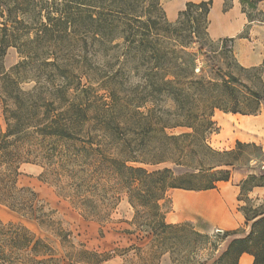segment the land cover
Here are the masks:
<instances>
[{
	"label": "rangeland",
	"instance_id": "obj_1",
	"mask_svg": "<svg viewBox=\"0 0 264 264\" xmlns=\"http://www.w3.org/2000/svg\"><path fill=\"white\" fill-rule=\"evenodd\" d=\"M150 1L141 0L135 7L138 14H151L152 20L145 23L146 17H141V20L130 17V20L121 23L119 30L124 32L119 36L126 35V39L119 37L99 47L96 43L97 47L87 53L63 50L56 56L52 55L60 60V66L43 64V60L51 55H34L28 58L30 62L27 65L13 71L23 56L17 48H9L2 60L3 70L7 73L13 71V79L25 90L32 89L38 80L52 92L51 98L56 101L52 106L38 109L37 114H34L36 111L33 108L18 110L23 119L59 114L57 104L59 96L63 94L61 87L70 88V92L77 91L78 94L83 88H88L82 95L84 102H89L92 110L102 114L108 112L110 118L120 120L118 132L120 139H123L121 144L131 149L133 154L142 156L139 158L162 160L163 128L159 122L163 123V106L174 107L171 100L163 98V75L170 72L167 70L175 62L181 61L180 56L186 59L181 53V43H191L187 50L196 53V72L202 68L205 73H209L213 62L226 68L227 60L232 58L227 48L234 51L242 66L264 67V10L261 6L264 0H240L250 21L242 36H248L251 27L256 26V37L251 43L243 45H237L236 38L211 39L208 31L209 15L207 18L203 16V9L194 8L185 18L179 19L178 16L175 21H170L165 10L166 0H160L159 10L152 8ZM228 6L227 3L225 7ZM36 26L39 25L32 24L33 28ZM200 45L203 53H197ZM188 62L192 65L190 59ZM233 71L251 84L243 73L236 68ZM255 76H262L264 80V68L261 75L250 74L252 78ZM12 100L0 88V123L4 130L7 127L5 115L9 116V110L13 108ZM36 101L39 105L42 102L38 99L34 103ZM60 102L64 104L63 107L67 104V101ZM28 103H31L29 98ZM127 118L128 121L125 120ZM213 120L216 131L208 136L212 147L221 151L232 150L237 147V141L255 146H247L240 152L241 160L232 168L231 178L218 184L216 190L172 189L161 204L163 211H167L168 223L191 224L195 230L208 235L209 241L218 243V252H221L235 236L221 238L216 230H237L239 233L236 236L241 237L251 230V222L247 223L244 216V206L264 207V187L253 188L249 193L241 189L243 181L250 174H257L264 166V106L255 114L245 115L217 110ZM38 130L39 127L32 126L22 134L21 158L25 163L20 167L22 175L19 184L31 187L39 199L57 210L58 217L64 220L65 228L73 232L74 243L83 244L92 251L110 252L112 257L101 264H172L174 258H183L186 253L174 251L163 254V235L158 240L142 226V219L130 203L126 189L117 187L114 180L98 167L96 162L122 158L120 140L104 136L99 125L92 120L74 131L80 138L76 141L50 138ZM169 132L191 130L177 128ZM96 133L102 135L99 139L103 140L97 155L89 152L83 141L85 135ZM14 139L13 136L8 137L9 141ZM165 165L161 162L144 166L156 170ZM79 182L83 188H79ZM249 186L246 185V188ZM82 193L90 195L93 203H79ZM219 206L225 209V213L215 215L214 209ZM0 219L6 223H22L39 234L43 233L36 222L22 218L3 205H0ZM230 225L235 228L226 230L225 227ZM169 244L170 247L174 246L172 250L183 248L179 244L175 245L174 240ZM209 247V243L202 246L199 258L208 257Z\"/></svg>",
	"mask_w": 264,
	"mask_h": 264
},
{
	"label": "trees",
	"instance_id": "obj_2",
	"mask_svg": "<svg viewBox=\"0 0 264 264\" xmlns=\"http://www.w3.org/2000/svg\"><path fill=\"white\" fill-rule=\"evenodd\" d=\"M140 1L0 0V88L14 100L10 115H5V130L0 123V205L36 222L43 232L39 234L22 223H6L0 219V264H101L112 257L110 252L92 251L83 244L74 243L73 232L65 228L57 210L39 199L31 187L19 184L22 175L20 167L25 163L21 158V138L25 129L37 126L44 136L76 141L80 138L74 131L92 120L99 125L104 136L120 140L121 144L123 139L118 132L120 120L110 118L108 112L102 114L92 110L91 104H86L82 97L88 88H83L78 94L77 91L70 92V88L65 86L61 87L63 94L59 99L67 101V104L63 107L64 104L58 100L59 114L24 120L18 110L33 108L36 111L34 114H37L38 109L52 106L56 101L51 98L52 92L38 80L32 89L25 90L12 74L22 65H27L30 62L28 58L34 55H51L43 60V64L60 66V60L52 55L56 56L63 50L87 53L97 47L96 43L99 47L119 37L126 39V35L119 36L124 32L119 30L121 23L130 20V17L137 20L146 17L145 23L152 20L151 14L136 12L135 5ZM149 3L159 10L160 0ZM212 6L213 0L188 2L179 19L190 15L194 8L203 9L202 15L207 18ZM32 24L39 26L33 28ZM190 44H180L186 59L180 56L181 61L175 62L168 68L170 72L163 75V98H168L174 105L173 108L163 106V123L159 122L163 128V159L139 158L142 156L133 154L131 149L121 144L122 158H108L106 162L96 163L117 187L126 189L130 203L142 219V226L158 240L163 235V254L174 251L186 253L183 258H174L172 264H239L244 253L254 257L252 264H264V207L244 206V216L247 223L251 222V230L241 237L236 236L239 233L237 230L224 231L219 237H235L221 252H218V243L209 241L208 235L195 230L191 224H170L166 220L167 211H163L161 201L167 198L170 190L205 191L216 188L218 182L231 178L232 168L241 160L240 152L247 146H255L237 141V147L232 150L221 151L212 147L208 136L216 131L215 111L255 114L264 106V80L262 76L250 77V74L261 75L263 66L246 68L239 64L234 51L227 48L232 58L227 60L226 68L213 62L209 73L202 68L196 72V53L187 50ZM11 47L19 50L23 60L13 67L11 73H7L3 70L2 60ZM203 51L200 45L197 53ZM234 68L243 73L251 84L235 74ZM28 98L31 103H28ZM30 98L41 99L42 102L39 105ZM125 120L128 121V118ZM177 128H187L191 132H169ZM12 136L14 141H9L8 137ZM99 137L102 135L96 133L83 138L86 149L96 155L101 151L103 142ZM161 162L170 165L156 170L144 166ZM79 185V188L84 187L81 182ZM246 185L250 186L246 188ZM255 187H264V166L257 174H250L241 185L242 191L246 189L247 193ZM89 197L82 193L78 201L93 203ZM173 240L175 245L183 248L172 250L174 246L170 247L169 243ZM207 243L210 244L208 257L199 258L202 246Z\"/></svg>",
	"mask_w": 264,
	"mask_h": 264
},
{
	"label": "crops",
	"instance_id": "obj_3",
	"mask_svg": "<svg viewBox=\"0 0 264 264\" xmlns=\"http://www.w3.org/2000/svg\"><path fill=\"white\" fill-rule=\"evenodd\" d=\"M202 0H166L165 10L167 12V17L170 21H175L179 13L183 11L188 2H199ZM228 7H225L226 4ZM264 10V1L261 3ZM209 36L213 40H224V39H235V43L238 45H243L244 43H251L250 41L256 37V26L251 27V33L248 36H242L245 29L249 26L250 21L247 13L243 10V5L240 0H213V6L209 14ZM264 23V22H263ZM220 181L218 184H220ZM217 184V185H218ZM262 188L255 187L254 189ZM216 190L210 189L206 191ZM192 191V190H191ZM215 213H225V209L221 206L214 209ZM235 226L230 225L225 227L226 230L234 229ZM254 257L251 254L244 253L239 264H252Z\"/></svg>",
	"mask_w": 264,
	"mask_h": 264
},
{
	"label": "water",
	"instance_id": "obj_4",
	"mask_svg": "<svg viewBox=\"0 0 264 264\" xmlns=\"http://www.w3.org/2000/svg\"><path fill=\"white\" fill-rule=\"evenodd\" d=\"M216 232L219 235H223L224 234V230H222V229H217Z\"/></svg>",
	"mask_w": 264,
	"mask_h": 264
},
{
	"label": "bare ground",
	"instance_id": "obj_5",
	"mask_svg": "<svg viewBox=\"0 0 264 264\" xmlns=\"http://www.w3.org/2000/svg\"><path fill=\"white\" fill-rule=\"evenodd\" d=\"M180 194H181V193H180ZM182 194H183V193H182ZM188 196H189V195H188ZM190 196H191V195H190ZM181 197H182V196H181ZM183 197H185V196H183ZM190 200H191V199H190ZM193 202H194V201H193ZM202 203H203V202H202ZM215 215H216V213H215ZM215 215H214V216H215ZM243 264H245V262H243ZM246 264H247V263H246Z\"/></svg>",
	"mask_w": 264,
	"mask_h": 264
}]
</instances>
